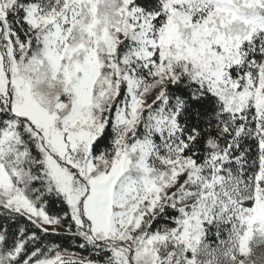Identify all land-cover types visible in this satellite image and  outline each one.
I'll return each mask as SVG.
<instances>
[{
    "label": "snow or ice",
    "instance_id": "6c2138e0",
    "mask_svg": "<svg viewBox=\"0 0 264 264\" xmlns=\"http://www.w3.org/2000/svg\"><path fill=\"white\" fill-rule=\"evenodd\" d=\"M0 264H264V0H0Z\"/></svg>",
    "mask_w": 264,
    "mask_h": 264
}]
</instances>
